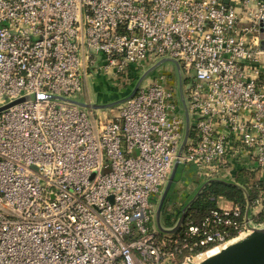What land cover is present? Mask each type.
Instances as JSON below:
<instances>
[{
	"label": "built area",
	"instance_id": "obj_1",
	"mask_svg": "<svg viewBox=\"0 0 264 264\" xmlns=\"http://www.w3.org/2000/svg\"><path fill=\"white\" fill-rule=\"evenodd\" d=\"M161 58L187 96L180 153L184 108L163 74L111 117L68 100L95 103L92 78ZM176 159L260 181L264 0H0V264H197L262 225L249 210L263 195L160 230L154 196Z\"/></svg>",
	"mask_w": 264,
	"mask_h": 264
},
{
	"label": "rangeland",
	"instance_id": "obj_2",
	"mask_svg": "<svg viewBox=\"0 0 264 264\" xmlns=\"http://www.w3.org/2000/svg\"><path fill=\"white\" fill-rule=\"evenodd\" d=\"M160 60V59H159ZM146 65L138 69L134 72L133 76L128 79H124V77L120 76L116 81L112 80L110 75L99 74L92 78L90 81L93 83H89L86 88H84L83 92L86 94L88 100H92L95 103H109L124 96L130 94L131 90L133 89L136 81L140 78L145 70H147L152 64H148L147 60H144ZM157 62V61H156ZM154 64V63H153ZM163 74L165 75L166 79H169L171 85L174 87L175 98L178 101L180 107H182V103L180 104V81L178 76V71L176 68V64L174 61H165L159 64L155 69L149 72L144 79L142 80L141 84H146L149 82L153 76ZM124 79V80H123ZM186 82L184 79L182 81V85ZM114 94V95H113ZM31 96H26L29 98ZM83 97V95L81 96ZM187 99V96L183 95V98ZM119 105V104H118ZM117 105L109 107L113 108L112 111L109 108L99 109L97 113L103 116L104 114L108 117H111L112 114L116 113L117 109L115 108ZM179 107V108H180ZM185 172L182 173L184 164L179 163L174 181L171 186V192L167 195L161 213H160V221L162 226L169 227L170 223L166 219V214L174 216L175 209L180 208L183 204H186L191 199L192 192H196L198 188L201 186L202 183L206 180L204 177L198 176L196 173V169L193 165L187 163ZM96 172H92L89 176L90 179H93ZM175 184L179 185L178 189H172ZM177 185V186H178ZM196 186V188H195ZM174 192V193H173ZM194 195V194H193ZM160 196H154L155 202H159ZM219 207H225V201L223 198L218 199ZM156 205V206H157Z\"/></svg>",
	"mask_w": 264,
	"mask_h": 264
},
{
	"label": "water",
	"instance_id": "obj_3",
	"mask_svg": "<svg viewBox=\"0 0 264 264\" xmlns=\"http://www.w3.org/2000/svg\"><path fill=\"white\" fill-rule=\"evenodd\" d=\"M165 61H174V60L171 58H161L160 60H158L157 62L152 64L147 70H145L143 72V74L140 76V78L136 81V83H135L133 89L131 90L130 94H128L127 96H124L123 98H120V99L115 100L113 102L102 103V104L101 103L88 104V103L81 102V101L75 100V99H68V100L75 103V104H79V105L84 106V107H90L93 109H105V108H109V107L121 104L124 100H126L128 97H131L137 91L142 80L144 79V77L149 72H151L159 64H161L162 62H165ZM175 64H176V68L178 69V65L176 62H175ZM179 88H180L181 102H182V105L184 108L183 110H184V117H185V134H184V138H183L180 150H179V153H180L185 142H186L188 132H189V115H188V112L186 109V104H185V101H184V98L182 95L181 83H180ZM22 99H26V97H24ZM22 99H20V100H22ZM17 101H19V100H17ZM178 165H179V160L176 159L174 164H173V168L171 170V173L168 177V180H167V182L163 188V191H162V194L160 196V199H159V202L157 205V209H156V217L155 218H156L157 227L163 231H170L171 232V231H174L176 229V227L182 221V219L186 213V209L188 208L189 203H190L189 202L188 204H186L182 208L180 218L178 219L177 225L174 228L169 229V230L163 228L161 221H160V213H161L164 201L167 197V194H168V192L172 186V183L174 181ZM210 180L221 181V182H225L228 184L232 183L230 181H225L222 179H210ZM203 185H204V183H203ZM201 187L199 188V190L201 189ZM197 194H198V191L195 194V196ZM192 199H194V198H192ZM197 264H264V226L253 228L250 233L246 234L245 236H243L241 238L234 240L233 242L226 244L218 252L207 256L206 258H204L202 261H200Z\"/></svg>",
	"mask_w": 264,
	"mask_h": 264
},
{
	"label": "trees",
	"instance_id": "obj_4",
	"mask_svg": "<svg viewBox=\"0 0 264 264\" xmlns=\"http://www.w3.org/2000/svg\"><path fill=\"white\" fill-rule=\"evenodd\" d=\"M236 175L241 179V182L246 190L242 188L216 180H205L204 185L201 184V189L198 188V194L194 199L189 200V206L187 208V216H189L194 222H199L201 218L211 209L218 207L217 199L222 196L234 204L239 205L241 208H245L248 200L254 201L256 198L262 195V186L260 181L258 184L255 181V175L245 170H239ZM244 176V178H242ZM255 181V182H254ZM193 198V197H192ZM188 204V203H187ZM183 207L178 208L181 210ZM257 222L264 221V210H262L256 217ZM167 221L170 223L169 219Z\"/></svg>",
	"mask_w": 264,
	"mask_h": 264
},
{
	"label": "crops",
	"instance_id": "obj_5",
	"mask_svg": "<svg viewBox=\"0 0 264 264\" xmlns=\"http://www.w3.org/2000/svg\"><path fill=\"white\" fill-rule=\"evenodd\" d=\"M114 95V94H113ZM185 166L183 167V170H182V173L183 172H185ZM251 174L253 173V172H250ZM254 174V173H253ZM256 177V176H255ZM242 178H244V176H242ZM232 180L233 181H230V182H232V183H229V184H232V185H235V186H238V187H240V188H242L243 190H246L245 189V187L243 186V184H242V182H241V179L240 178H238V176L235 174V175H233V178H232ZM178 184H175L174 186H173V188L172 189H178L179 188V185L177 186ZM260 185L262 186V188H263V190H262V195H263V198H264V172L263 173H261L260 174ZM195 188H196V186H195ZM169 192H171L172 193V191H171V188H170V190H169ZM169 192H168V194H169ZM174 193V192H173ZM197 193V191L196 192H192V194H191V200H192V197L193 198H195L194 196H195V194ZM167 194V195H168ZM194 194V195H193ZM219 198H223L224 199V201L226 202L225 203V207H229V206H231V205H233L234 204V202H232V201H229V200H227L226 198H224V197H222V196H220V197H218V199ZM218 199H217V206H219L218 205ZM190 200V201H191ZM250 200H248V202H249ZM189 203V202H188ZM187 204V203H186ZM186 204H183L181 207H184ZM178 209V208H177ZM263 209H261V208H255V209H253V210H249V215H250V217L251 218H254L255 219V217L262 211ZM262 225L261 226H264V221L263 222H260Z\"/></svg>",
	"mask_w": 264,
	"mask_h": 264
},
{
	"label": "bare ground",
	"instance_id": "obj_6",
	"mask_svg": "<svg viewBox=\"0 0 264 264\" xmlns=\"http://www.w3.org/2000/svg\"><path fill=\"white\" fill-rule=\"evenodd\" d=\"M233 242V241H232ZM220 250V247L219 248H214L213 250L209 251L206 255H211V254H214L216 252H218ZM205 255V256H206Z\"/></svg>",
	"mask_w": 264,
	"mask_h": 264
}]
</instances>
